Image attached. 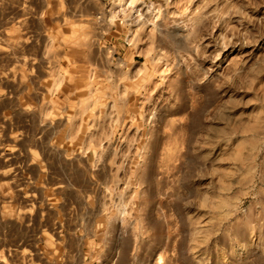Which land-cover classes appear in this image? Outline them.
<instances>
[{
  "label": "rangeland",
  "instance_id": "obj_1",
  "mask_svg": "<svg viewBox=\"0 0 264 264\" xmlns=\"http://www.w3.org/2000/svg\"><path fill=\"white\" fill-rule=\"evenodd\" d=\"M0 264H264V0H0Z\"/></svg>",
  "mask_w": 264,
  "mask_h": 264
},
{
  "label": "bare ground",
  "instance_id": "obj_2",
  "mask_svg": "<svg viewBox=\"0 0 264 264\" xmlns=\"http://www.w3.org/2000/svg\"><path fill=\"white\" fill-rule=\"evenodd\" d=\"M168 154H169V153H168ZM170 156H171V154H170L169 156H165V158L167 157L166 159H164V157H163L164 160H163V159H162V160L165 162V164H166V161H165V160L168 161V159L170 158ZM168 157H169V158H168ZM171 157H172V156H171ZM171 160H172V159H170V161H168V163L171 162ZM163 161H162L161 164H164ZM168 163H167V164H168ZM170 164H171V163H170ZM171 165H172V164H171ZM173 165H174V164H173ZM162 166H163V165H162ZM162 166H161V167H162ZM164 167H166V168H168V170H170V169H172L173 166H172V167H171V166H168V167H167V165H164ZM164 167H163V168H164ZM169 167H170V168H169ZM163 168H162V169H163ZM166 168H165V169H166ZM174 168H175V167H174ZM174 168H173V169H174ZM164 171H165V170H164ZM166 171H167V169H166ZM169 172H172V171L170 170ZM169 172H168V173H169ZM163 173H165V172H163ZM168 173H167V174H168ZM165 174H166V173H165ZM161 259H162V258H160V260H161ZM160 260H159V262L161 263Z\"/></svg>",
  "mask_w": 264,
  "mask_h": 264
}]
</instances>
